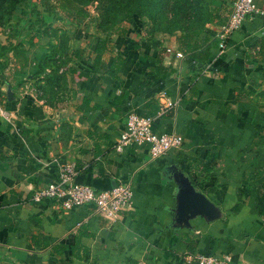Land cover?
I'll list each match as a JSON object with an SVG mask.
<instances>
[{
  "label": "crops",
  "instance_id": "crops-1",
  "mask_svg": "<svg viewBox=\"0 0 264 264\" xmlns=\"http://www.w3.org/2000/svg\"><path fill=\"white\" fill-rule=\"evenodd\" d=\"M212 3L214 17L194 49L127 22L125 36L97 35L110 37L97 64L94 49L72 51L64 108L22 91L5 75L21 64L6 63L0 264H196L189 253L221 252L264 264V13L244 19L221 49L217 34L232 0ZM129 111L152 116L155 133L177 132L181 145L157 156L145 142L118 146ZM63 163L98 189L130 179L132 206L112 219L92 203L66 209L53 198L34 201V189L57 179ZM175 169L223 215L176 223Z\"/></svg>",
  "mask_w": 264,
  "mask_h": 264
},
{
  "label": "rangeland",
  "instance_id": "rangeland-1",
  "mask_svg": "<svg viewBox=\"0 0 264 264\" xmlns=\"http://www.w3.org/2000/svg\"><path fill=\"white\" fill-rule=\"evenodd\" d=\"M104 4L93 1L91 15L75 21L55 7V0H3L0 63L6 66L12 60L21 64L10 67L5 75L12 76L23 86L22 91L33 93L42 103L64 108L72 98L66 77L72 51L89 49L95 36L109 33L112 27L102 26ZM140 20L144 27L152 25L147 17Z\"/></svg>",
  "mask_w": 264,
  "mask_h": 264
},
{
  "label": "built area",
  "instance_id": "built-area-1",
  "mask_svg": "<svg viewBox=\"0 0 264 264\" xmlns=\"http://www.w3.org/2000/svg\"><path fill=\"white\" fill-rule=\"evenodd\" d=\"M263 13L264 6L258 5L255 0H232L227 20L221 25L217 34L219 48L225 47L229 35L240 27L244 19ZM166 49L171 48L166 47ZM151 124L152 116L129 111L117 145L145 142L152 156L160 155L181 145L180 134L175 131L155 133ZM75 173L73 164H61L57 179L34 189L31 198L34 201H40L46 197L53 198L66 209L92 203L98 212L112 219L117 218L121 211L132 206L133 191L130 179L120 181L109 188L98 189L91 184L76 181ZM187 258L196 264H255L243 258L232 261V256L228 252L189 253Z\"/></svg>",
  "mask_w": 264,
  "mask_h": 264
},
{
  "label": "trees",
  "instance_id": "trees-1",
  "mask_svg": "<svg viewBox=\"0 0 264 264\" xmlns=\"http://www.w3.org/2000/svg\"><path fill=\"white\" fill-rule=\"evenodd\" d=\"M3 0H0V6ZM97 0H55V7L72 20H85L91 15L89 5ZM102 26L106 29L112 24L109 33L125 36L130 32L129 26L141 24L139 18L147 17L152 25L150 32H167L175 34L180 49H194L198 46L199 36L204 37L205 25L213 19L215 8L212 0H102ZM111 21V23H106ZM110 37L96 36L90 48L95 50L94 63L97 64L105 49H110ZM138 48V43H133ZM5 64L0 63V77ZM81 74V73H80ZM61 245L58 250H63ZM67 264L63 261L59 264Z\"/></svg>",
  "mask_w": 264,
  "mask_h": 264
},
{
  "label": "water",
  "instance_id": "water-1",
  "mask_svg": "<svg viewBox=\"0 0 264 264\" xmlns=\"http://www.w3.org/2000/svg\"><path fill=\"white\" fill-rule=\"evenodd\" d=\"M177 190V206L175 208V222L189 224V219L200 215L206 220H212L223 215L220 207L216 205L204 192L197 189L189 176L182 171L173 170Z\"/></svg>",
  "mask_w": 264,
  "mask_h": 264
}]
</instances>
